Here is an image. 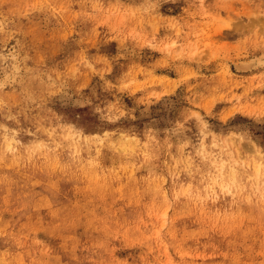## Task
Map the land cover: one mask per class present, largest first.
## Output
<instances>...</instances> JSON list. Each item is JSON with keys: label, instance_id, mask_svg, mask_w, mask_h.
Masks as SVG:
<instances>
[{"label": "rangeland", "instance_id": "obj_1", "mask_svg": "<svg viewBox=\"0 0 264 264\" xmlns=\"http://www.w3.org/2000/svg\"><path fill=\"white\" fill-rule=\"evenodd\" d=\"M0 264H264V0H0Z\"/></svg>", "mask_w": 264, "mask_h": 264}, {"label": "bare ground", "instance_id": "obj_2", "mask_svg": "<svg viewBox=\"0 0 264 264\" xmlns=\"http://www.w3.org/2000/svg\"><path fill=\"white\" fill-rule=\"evenodd\" d=\"M202 151V150H201ZM220 164V163H219Z\"/></svg>", "mask_w": 264, "mask_h": 264}]
</instances>
